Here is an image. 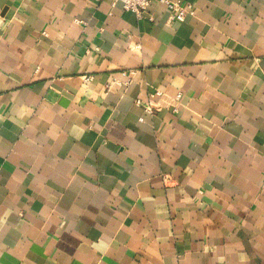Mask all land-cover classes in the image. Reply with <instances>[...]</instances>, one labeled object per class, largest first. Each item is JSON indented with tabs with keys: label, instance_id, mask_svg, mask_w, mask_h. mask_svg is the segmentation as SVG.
I'll use <instances>...</instances> for the list:
<instances>
[{
	"label": "crops",
	"instance_id": "1",
	"mask_svg": "<svg viewBox=\"0 0 264 264\" xmlns=\"http://www.w3.org/2000/svg\"><path fill=\"white\" fill-rule=\"evenodd\" d=\"M0 0V264H264V0Z\"/></svg>",
	"mask_w": 264,
	"mask_h": 264
},
{
	"label": "built area",
	"instance_id": "2",
	"mask_svg": "<svg viewBox=\"0 0 264 264\" xmlns=\"http://www.w3.org/2000/svg\"><path fill=\"white\" fill-rule=\"evenodd\" d=\"M99 2L100 0H94ZM111 7L120 5L123 12H129L142 18L150 5L156 2L163 5L168 12V23L183 22L187 17L194 15V7L183 0H110Z\"/></svg>",
	"mask_w": 264,
	"mask_h": 264
}]
</instances>
